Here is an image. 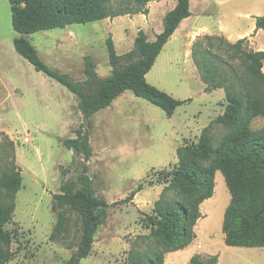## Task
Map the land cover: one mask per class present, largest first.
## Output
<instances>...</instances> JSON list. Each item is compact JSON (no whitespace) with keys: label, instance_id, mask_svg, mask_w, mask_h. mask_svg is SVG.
<instances>
[{"label":"rangeland","instance_id":"rangeland-1","mask_svg":"<svg viewBox=\"0 0 264 264\" xmlns=\"http://www.w3.org/2000/svg\"><path fill=\"white\" fill-rule=\"evenodd\" d=\"M155 2L159 0L153 1L151 21L157 32L162 14L174 9L175 4L173 0L160 5ZM198 3L194 0L191 4L193 22L214 33L223 27L233 42L250 37L248 48L264 51V30L251 37L256 31V19L264 16V0H219L206 15L199 14L207 7ZM139 28L146 29L142 15L133 20L121 17L42 31L27 38L48 67L81 82L86 79V56L95 61L101 77H109L112 68L108 38L114 39L117 52L123 55L134 49ZM152 35L151 31L148 37ZM18 37L12 25L11 4L0 0V169L2 172L5 162L14 155L23 178L15 216L6 226L14 235L16 253L9 264H66L79 240L75 231L64 241H51L57 223L53 202L63 183L77 182L82 172V157L67 149L63 140L76 138L75 132L84 119L74 94L38 72L17 53L14 41ZM204 37L196 39L192 46L191 41L188 49L181 46V37L178 42L172 41L147 75L151 85L175 99L191 100L172 117L127 91L91 119L93 156L87 163L88 175L97 195L105 198L110 207L91 255L81 264H130L131 255L154 246L147 218L154 214L166 187L162 179L177 166L178 150L197 144L209 117L219 109L215 102L218 98L205 95V84L193 60L196 42L207 47ZM220 93L226 96L224 91ZM263 126L264 120L259 118L251 128ZM27 138L30 142H26ZM139 185L143 190L129 200ZM230 203L231 193L223 174L218 172L214 197L206 207L201 206L205 216L195 228L199 235L198 254L204 258L218 256V264H264V248L226 245L223 225Z\"/></svg>","mask_w":264,"mask_h":264},{"label":"trees","instance_id":"trees-1","mask_svg":"<svg viewBox=\"0 0 264 264\" xmlns=\"http://www.w3.org/2000/svg\"><path fill=\"white\" fill-rule=\"evenodd\" d=\"M12 25L19 37L14 46L19 55L38 72L55 79L74 94L84 122L76 138L63 140V145L82 157V172L77 182L67 180L61 192L54 195L53 210L57 223L51 241L78 237L76 250L66 264H81L93 250L97 232L106 223L109 203L97 195L88 175V162L93 156L89 128L91 119L105 110L126 91L159 107L169 117L191 100H177L151 85L147 75L155 66L164 47L181 23L192 16L190 0H177V6L164 19V30L150 41L144 30L135 39V47L126 54L117 52L113 38L107 49L112 73L103 78L95 61L85 57L86 79L76 82L69 74L48 67L27 36L72 25L88 24L118 17L143 14L155 0H8ZM264 30V16L256 19V31ZM194 45L193 60L205 92L223 89L226 109L203 131L199 142L178 150V164L163 177L166 187L149 216L148 226L154 246L131 255L130 264H165L169 253L185 250L197 239L195 228L204 218L203 203L214 197L216 176L221 172L231 193V203L224 217L225 243L229 247L264 248V126L253 130L252 123L264 120V51L248 48L250 37L229 42L224 37L205 36ZM215 49V51H214ZM7 162V163H6ZM0 169V264L15 258L14 235L6 230L17 208L23 186L21 170L15 156ZM143 190L139 185L129 200ZM218 256L195 255L190 264H218Z\"/></svg>","mask_w":264,"mask_h":264},{"label":"crops","instance_id":"crops-1","mask_svg":"<svg viewBox=\"0 0 264 264\" xmlns=\"http://www.w3.org/2000/svg\"><path fill=\"white\" fill-rule=\"evenodd\" d=\"M165 0H159V2H155L157 5H160L164 2ZM174 1V4H175V7L177 6V3L178 1L177 0H173ZM194 0H190V9H191V4L193 3ZM217 1L219 0H199V5L200 6H205L207 7V9H204L201 13L199 14H202V15H206V14H209V8L212 7L213 5L217 4ZM154 3H150L149 6H148V9H149V15L146 16V15H143V14H139V15H142L144 18H146V29L144 30V32L149 35V33L152 31L153 32V37L151 38V36L149 37V40L152 41L153 38L154 41L156 40V37L157 35L161 34L164 30V19L166 17V15L168 13H163L162 14V19H161V23H159L156 27L159 28L158 31H161V33H157L154 31V29L152 28L153 25H152V21H151V17H152V5ZM174 7V8H175ZM173 10V9H172ZM139 15H134L133 17L132 16H124V17H129L131 18L132 20L137 18V16ZM194 17V13H192V16L189 17L188 19H185L180 27L177 29V31L175 32V34L172 36V38L169 40V42L167 43V45L164 47L162 53L164 52V50L166 49V47L168 46V44L172 43V41H175V42H178V38L181 37L183 39V41L181 42V46L188 49L189 47V44L190 42L192 41L191 43V46L193 45L194 41L196 39H198L199 37L201 36H224L225 38H227L231 43H235L233 42V40H231V36H229V34L227 33V31L223 28V27H220L219 28V33H214L212 32L209 28L205 27V26H200V24L196 23V22H193L192 19ZM121 17H118L117 19H119ZM126 28V27H125ZM139 30H141L139 28ZM126 32H128V30L126 29L125 30ZM178 46L175 47V49L177 48ZM161 53V55H162ZM160 55V56H161ZM159 56V58H160ZM159 58L157 60H159ZM158 62V61H157ZM205 88H206V85H205ZM220 91H224L223 89H218L216 91H213L211 93H207L205 92L204 90V93L205 95H208L212 98H218L216 99V106H219V109H215L214 110V113L209 117V123L208 125L213 121L215 120L216 118L222 116L225 112V109H226V96H224L223 94L220 93ZM127 92V91H126ZM225 92V91H224ZM123 95V94H122ZM216 95H218V97H216ZM212 201V198L207 200L202 206L203 207H206V205L208 203H210ZM203 216H205V212H202ZM197 236L198 233L196 232ZM198 243V238L188 247L186 248L185 250H181V251H178V252H174V253H170L169 254V258H167L166 260V264H168L169 261H171V264H189L191 259L193 258L194 255L198 254L197 252V244ZM246 248V247H245ZM250 249H253V248H250ZM252 264H255V263H252Z\"/></svg>","mask_w":264,"mask_h":264},{"label":"built area","instance_id":"built-area-1","mask_svg":"<svg viewBox=\"0 0 264 264\" xmlns=\"http://www.w3.org/2000/svg\"><path fill=\"white\" fill-rule=\"evenodd\" d=\"M26 142H30V139H29V138H27Z\"/></svg>","mask_w":264,"mask_h":264}]
</instances>
